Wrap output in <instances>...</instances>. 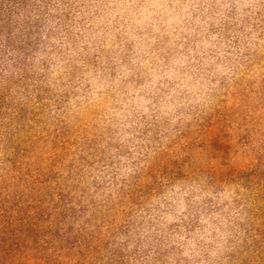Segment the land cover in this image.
Listing matches in <instances>:
<instances>
[{
    "label": "clouds",
    "instance_id": "obj_1",
    "mask_svg": "<svg viewBox=\"0 0 264 264\" xmlns=\"http://www.w3.org/2000/svg\"><path fill=\"white\" fill-rule=\"evenodd\" d=\"M37 3L32 19L38 24L0 34V96L8 101L0 108V264H121L117 250L124 253V264H140L135 259V241L113 234L107 224L97 228L91 206L72 232L67 224L62 225L59 237L53 235L59 211L54 200L43 205L47 218H41L35 192L40 162L55 156L58 138L66 128L79 136L96 135L103 146L127 142L130 154L119 157L110 177L112 195L125 190L142 170L156 163L181 164L209 186L206 195L220 211L202 218V229L187 241L183 255L193 264L197 258L199 264H264V100L256 99L261 92L255 85L247 95L235 87L243 67L240 56L245 52L264 56V0H217L214 5L201 6L178 0L171 5L167 0H145L139 6L127 2L117 5L113 19L118 15L123 20L120 28L127 26V34L145 51V41L149 46L155 43L149 29L160 35L177 33L173 39H178L177 26L180 32L185 31L183 22L191 20L200 7L204 9L200 15L207 16L203 22L196 20L202 26L201 35L207 32L209 21L219 25L221 19L243 29L233 33V39L239 37V47L229 40L221 43L215 54H209L208 50L217 46L204 44V76L182 78L179 69L184 67L183 57L163 72L160 78L178 83L168 96L160 139L154 142L140 139L138 131L142 127L139 116L149 113L145 105L150 101L125 99L123 93H116L117 110L111 102H104L109 91H116L107 77L101 79L99 72L94 76L87 71L84 80L79 76L73 79V65L85 67L79 57L87 54L82 46L91 45V41L85 35L80 47L72 50L67 38L58 35L62 23V17L55 18L58 9L47 0ZM212 9L219 11L208 15ZM159 25H163V32ZM136 28L144 35H133ZM113 39L109 32V40ZM101 46L105 50L112 47L103 44L92 50ZM229 47L231 51H227ZM123 71L117 69L114 85L120 84ZM262 72L264 68L254 65V79ZM89 113L91 122L85 124ZM217 137L219 143L227 145L226 155L217 149ZM108 196L105 193L102 199ZM181 211L168 217L169 222ZM28 223L36 235L25 230ZM84 235L89 236L88 241ZM76 237L81 238L72 243Z\"/></svg>",
    "mask_w": 264,
    "mask_h": 264
},
{
    "label": "rangeland",
    "instance_id": "obj_2",
    "mask_svg": "<svg viewBox=\"0 0 264 264\" xmlns=\"http://www.w3.org/2000/svg\"><path fill=\"white\" fill-rule=\"evenodd\" d=\"M24 2L27 3L20 10L19 25L29 27L38 24V21L32 19L33 13L39 7L37 0ZM125 2L139 6L145 0H56L55 3L47 0L48 4L58 9L55 18L62 17L58 35L62 33L67 38V44L72 50L80 47V41L85 35L91 41V45L83 44L84 53L87 54L79 57L85 67L73 65L72 78L79 76L84 80V73L87 71H91L94 76L99 72L101 79L107 77L109 84L115 87L116 91H109L104 102H111L117 110L120 105L114 103L116 93H123L125 99L150 101L145 105L149 113L139 116L138 123L142 127L138 131L140 139L154 142L160 139V133L166 123L163 113L169 103L168 96L178 83L175 79L160 78L163 72L168 71L175 61L183 57L186 58L183 61L184 67L179 69L182 78L195 80L204 76V44H216L217 48L209 49V54H215L220 44L229 40L233 46L239 47V37L233 39V33L242 32L243 29L236 28L227 19H221L219 25L209 21L207 32L201 35L202 26L197 24L196 20L199 18L203 22L207 16L200 15L204 10L200 7L199 12H193L191 20L183 22L185 31L180 32V26H177L178 39H173L177 33L172 36L160 35L149 29L148 35L150 38L155 37V43L149 46L148 41H145V51L138 49V41L127 34V26L120 28L123 20H120L118 15L113 19L117 5ZM167 2L171 5L177 0ZM178 2L201 6L209 3L214 5L217 0ZM216 11L219 9L210 10L208 15H213ZM159 27L160 32H163V25ZM117 28H120V31H116ZM109 32L114 36L113 40H109ZM97 33L100 35L97 36ZM132 34L138 37L144 35L138 28L134 29ZM212 36L217 39L213 41ZM103 44H111L112 47L105 50L101 46L98 51L92 50ZM67 50L65 48V51ZM227 51H231V47ZM145 61L147 66L144 65ZM261 61H264V56L245 52L240 56L243 67L235 80V87L242 94L250 93L253 85L260 89L261 95L256 97L257 100H264V72L254 79V65L264 68ZM117 69H124L120 73L118 86L113 84ZM85 87L89 85L86 83ZM249 102H253L250 97ZM7 104L6 98L0 96V108L6 107ZM91 119L92 115L89 113L84 123L89 124ZM219 139L220 137H217L214 141L216 147L226 155L227 145L219 143ZM58 140L55 156L40 162L39 183L35 189L41 211L46 213L47 208L43 205L53 200L56 202L55 207L59 211L54 220V234L56 233L57 237L60 236L61 226L64 224L68 225V232H72L75 223L84 217L91 206L94 209L93 219L97 228L107 224L113 234L120 233L135 241V259L140 264H193L189 257L183 255L187 241L193 238L197 229H202V218L220 211L212 197L206 195L209 186L202 184L192 171L185 169L181 164L156 163L142 170L125 190L112 195L110 177L116 171L114 165H119V157L130 154L127 142L103 146L100 137L79 136L67 128ZM105 193H109V196L102 199ZM97 194V200L90 198ZM181 208L183 211L179 213V217L169 222L168 217H176ZM85 223L88 221L85 220ZM181 236L184 237L183 240L179 239ZM80 238L76 237L71 242L75 243L76 239ZM82 238L89 240L88 235ZM117 252V259L124 264V253L119 250ZM203 256L204 259L208 258L206 252ZM196 264H199V258L196 259Z\"/></svg>",
    "mask_w": 264,
    "mask_h": 264
},
{
    "label": "trees",
    "instance_id": "obj_3",
    "mask_svg": "<svg viewBox=\"0 0 264 264\" xmlns=\"http://www.w3.org/2000/svg\"><path fill=\"white\" fill-rule=\"evenodd\" d=\"M24 0H0V34H7V32L15 27H19V18L21 8L26 4ZM45 211H41V218H45ZM7 222V217H5ZM25 230L29 231L30 234L36 235L35 229L31 223L25 226ZM55 230L53 231V235ZM59 232V230H58ZM7 236H5V241Z\"/></svg>",
    "mask_w": 264,
    "mask_h": 264
}]
</instances>
